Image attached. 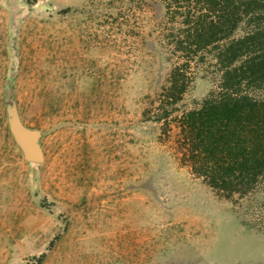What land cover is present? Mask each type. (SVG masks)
<instances>
[{
  "label": "rangeland",
  "instance_id": "374dc122",
  "mask_svg": "<svg viewBox=\"0 0 264 264\" xmlns=\"http://www.w3.org/2000/svg\"><path fill=\"white\" fill-rule=\"evenodd\" d=\"M179 1L0 0V264H264V227L245 222L264 176L246 198L217 194L181 164L175 122L154 119L184 60L164 29ZM187 70L169 118L219 78L207 60ZM11 101L42 162L15 142Z\"/></svg>",
  "mask_w": 264,
  "mask_h": 264
},
{
  "label": "trees",
  "instance_id": "16d2710c",
  "mask_svg": "<svg viewBox=\"0 0 264 264\" xmlns=\"http://www.w3.org/2000/svg\"><path fill=\"white\" fill-rule=\"evenodd\" d=\"M167 11L166 44L184 60L170 70L154 119L165 134L175 122L180 161L192 174L225 198H246L264 176V0H181ZM241 27L249 30L235 36ZM206 60L217 83L197 107L169 118L167 105L194 78L187 69ZM258 201L247 209L263 224L245 222L263 228L264 194Z\"/></svg>",
  "mask_w": 264,
  "mask_h": 264
},
{
  "label": "water",
  "instance_id": "95a60500",
  "mask_svg": "<svg viewBox=\"0 0 264 264\" xmlns=\"http://www.w3.org/2000/svg\"><path fill=\"white\" fill-rule=\"evenodd\" d=\"M9 130L26 161L42 162L44 155L39 141L41 132L23 124L14 101L7 105Z\"/></svg>",
  "mask_w": 264,
  "mask_h": 264
}]
</instances>
